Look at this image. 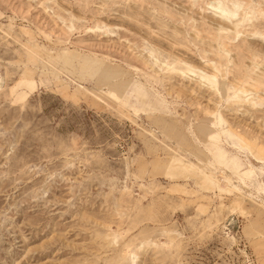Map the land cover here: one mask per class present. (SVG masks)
<instances>
[{"label": "rangeland", "instance_id": "374dc122", "mask_svg": "<svg viewBox=\"0 0 264 264\" xmlns=\"http://www.w3.org/2000/svg\"><path fill=\"white\" fill-rule=\"evenodd\" d=\"M0 264H264V0H0Z\"/></svg>", "mask_w": 264, "mask_h": 264}, {"label": "bare ground", "instance_id": "6f19581e", "mask_svg": "<svg viewBox=\"0 0 264 264\" xmlns=\"http://www.w3.org/2000/svg\"><path fill=\"white\" fill-rule=\"evenodd\" d=\"M238 5H239V4H238ZM211 6H213V5H211ZM215 6H216V4H215ZM232 6H233V4H232ZM216 7H219V6H216ZM234 8H236V7H234ZM239 8H240V7H239ZM213 9H214V8H213ZM216 11H217V10H216ZM223 14H224V12L221 11V12H220V15L223 16ZM228 14H229V13H228ZM233 15H235V14H233ZM228 18H229V17H228ZM233 18H234V17H233ZM231 19H232V18H231ZM210 139H211V140H214V137H213V138L210 137ZM218 146H219V145H218ZM220 147H221V146H220ZM230 149H231V148H230ZM215 150H217V152H215V154H216L217 156H219V157H222V156H223V154L220 153V148L217 147V148H215ZM225 150H227V149L225 148ZM241 186H243V187L245 186V184H244L243 181L241 182Z\"/></svg>", "mask_w": 264, "mask_h": 264}]
</instances>
